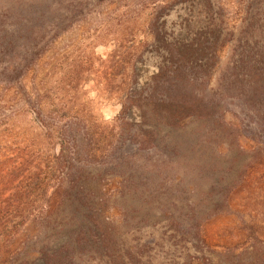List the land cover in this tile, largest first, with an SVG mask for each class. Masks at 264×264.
I'll return each mask as SVG.
<instances>
[{"label":"trees","instance_id":"1","mask_svg":"<svg viewBox=\"0 0 264 264\" xmlns=\"http://www.w3.org/2000/svg\"><path fill=\"white\" fill-rule=\"evenodd\" d=\"M54 1L13 0L0 11V127L11 124L10 109L20 105L56 142L46 163L28 166L31 174L41 172L28 185L45 200L35 222L44 244L29 260L19 233L31 222L10 217L26 205L0 202V264H264L263 241L238 249L242 225L255 224L253 213L264 210V180L257 176L264 145L251 137L258 146L246 152L239 134L247 117L264 131V15L247 20L222 60L212 32L191 34L183 27L164 40L154 23L153 43L166 55L140 86L126 87L112 140L102 152L111 182L107 195L122 216L117 222L78 167L99 151L79 143L92 140L94 132L85 124L51 122L29 86L41 58V33L57 25ZM227 100L239 114L230 116ZM259 156L263 160L255 164ZM225 157L233 162L222 164ZM21 163L3 165L0 158V179L15 183ZM59 209L68 213L61 230L70 234L54 242ZM246 211L247 221L233 215Z\"/></svg>","mask_w":264,"mask_h":264},{"label":"rangeland","instance_id":"2","mask_svg":"<svg viewBox=\"0 0 264 264\" xmlns=\"http://www.w3.org/2000/svg\"><path fill=\"white\" fill-rule=\"evenodd\" d=\"M12 1L0 0V11H6V6ZM51 9L52 19L57 21V25L47 27L41 33V58L36 71L28 77L29 86L39 94L35 98L42 102L45 117L51 122L85 124L94 132L92 140L82 139L79 143L99 151L85 160L82 158L80 163L86 164V169L81 166L84 164L78 167L86 170L82 173L103 197L102 207L106 215L119 222L122 216L107 195L111 182L102 152L112 140L114 120L121 110L126 87L130 84L140 86L166 55L153 43L151 30L155 29L154 23L165 32L164 40L170 33V39L177 37L183 27L191 34L212 32L210 39H216L215 49L221 51L218 55L222 60L237 45L240 29L247 25V20L255 13L264 15V0H56ZM217 34H220L218 38ZM229 103L227 100L224 107L232 112L230 116L239 114L240 110ZM30 108L34 109L32 105ZM32 112L16 105L10 109L8 121L11 124L0 127L3 165L12 161L22 162L14 173L18 177L15 183L0 179V189L9 187L0 196V202L26 205L24 212L15 210L10 217L16 221L25 217L31 222V229L20 230L19 233V238L27 245L29 260L44 244L38 242L35 222L42 217L45 200L40 190L31 189L28 185V179H35L41 172L36 168L31 174L28 166L46 163L45 157L56 149V142L39 129ZM239 134L246 152L258 146L250 140L251 137L264 145V131L256 128L249 117ZM262 157H256L254 163H261ZM248 159L244 157L241 163H248ZM220 162L230 165L233 159L225 157ZM232 172L237 175V168ZM257 176L264 180V168ZM119 203L125 207L122 201ZM59 212L63 217L52 223L54 235L50 239L54 242L66 239L70 234L69 229L61 230V224L69 219L68 213L63 209ZM248 213L233 215L236 219L244 216L247 221L250 220ZM253 214L255 224L242 225L239 250L258 241L264 242V210Z\"/></svg>","mask_w":264,"mask_h":264}]
</instances>
